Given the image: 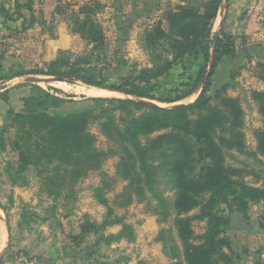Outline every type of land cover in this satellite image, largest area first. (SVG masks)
I'll return each instance as SVG.
<instances>
[{
	"label": "rangeland",
	"instance_id": "rangeland-1",
	"mask_svg": "<svg viewBox=\"0 0 264 264\" xmlns=\"http://www.w3.org/2000/svg\"><path fill=\"white\" fill-rule=\"evenodd\" d=\"M69 1H61V16L57 17V23L46 21L44 31H47V34H44V31L41 33L37 27L23 33L21 31L23 27L17 26L22 22L19 11L29 15L25 9L26 0H0V8L7 10L6 12L15 19L10 21L12 26H9L7 31L10 39L5 45L9 48L2 53L1 58L6 63V68H9V65L15 67L10 68V73L14 74L47 72L51 69L52 62L56 58L60 59L63 62L61 66L65 74L63 76H68V80L72 82L52 84L62 89L63 92L58 95L66 102L51 108L49 112H72L80 108L92 110L93 115L97 117H90L87 129L97 136L95 145L105 154L99 157L100 165L88 169L79 182L71 187L69 183L59 181L60 177L69 176L65 170L67 166L60 160L50 161L49 157L45 158L51 150L43 154L38 152L39 146L46 143L43 129L36 130L28 125L24 126L17 120L14 122L10 119L7 122V126L0 131L3 150L0 152V214L14 224L10 229L15 250H11L19 251L26 245L33 253L37 251L47 254L45 258L49 262L59 259L64 253L75 254L86 264H173L176 260L183 258L180 256L182 243L175 227L177 188L169 172L170 162L165 159L168 154L151 155L150 162L158 165V169L156 168L154 172L153 184L147 186L145 196L142 198H138L140 196L137 195V189H132L133 201L131 204L124 205L125 198L123 199L120 194L129 181L118 172L120 142L111 139L102 131L99 115L103 109H108L111 105L93 102L92 95L86 92L91 86L85 84L81 78L83 76L103 81L108 85H119L131 71L136 70L135 73H137L143 68L155 65L158 58L147 46L143 35L144 28L151 21L148 23L144 18L130 11L124 17H116L113 16L114 14L103 12L102 8L97 19L106 35L107 42L104 47L93 51L92 44H88L79 34L74 33V38L65 39L59 33L60 24L65 27L67 22L70 28L76 23V17L73 14L81 5L88 2ZM172 1L169 0L165 11L176 8L178 5L191 4L195 0H176L174 5ZM236 1L223 0L222 4L225 8L223 13L220 8L218 17L214 21L213 32L220 31L225 13L233 14L230 6ZM252 1L247 0L248 3L239 9L238 14L244 11L247 13L253 9L255 11ZM42 4L43 0H34L33 6L36 12ZM52 17L56 18L54 15ZM65 17H71V19L73 17V24L71 20H63ZM39 18V14L36 13L37 23L41 21ZM261 27V34L252 35L249 40L242 35L232 33L228 22L223 28L225 32L238 38L241 47L238 60H235L237 64L230 63L234 78L231 79L226 95L238 97L245 109L243 131L247 145L246 152L227 149L226 164L238 170L239 176L252 187L264 186V156L249 154L256 149L254 130L264 125V117L259 113L251 97L253 90L264 91V66H262L264 65V17L261 20ZM6 35L2 36L6 38ZM165 46L169 48L168 45ZM161 49L163 52L166 51L163 47ZM248 52L253 53L252 56L246 57ZM163 56L171 57L169 54ZM192 60L193 62L186 63L189 67L187 70L179 64L175 65L170 74L162 78L161 88L176 89L177 95H184L191 91L193 81H190L187 86L184 84L187 83L189 75L195 76L199 66L204 63L202 56ZM73 64H76L75 69L78 70L79 76L73 77L67 74ZM38 76L45 77V75ZM40 85L51 93H55L49 90L50 84L47 82H41ZM218 86L214 77L212 87L206 94L213 99L214 103L218 102L215 98L216 91L222 87L217 88ZM162 91L159 90V92ZM199 95L194 93L176 103H160L148 99H141V101H150L169 108L189 104ZM105 97L126 98L127 95L114 92ZM115 116L116 119L119 116L117 111ZM159 133L160 131H154L150 137H155ZM145 139L142 137L141 143H145ZM22 149L32 152V159L39 163L31 165L22 174H16L19 151ZM16 161L17 165H15ZM72 188L75 190V195L72 198H66ZM96 189H99L98 192ZM99 195L104 197V203ZM220 208L230 216L231 223L226 235L232 242L233 249L240 255V264H264V201L249 203L246 212L228 204H221ZM119 218H122L123 224L130 226L125 234H132V239L127 236L120 241L111 242L110 245L103 240L98 242L101 234L119 233L122 230L121 224L101 229L100 235L91 232L80 244L79 238L74 239L85 220L89 223L95 221L101 224L105 219ZM204 226L205 222L195 221L194 223L197 233L202 232ZM11 246H14V243ZM176 252L180 254L178 257L174 255ZM37 255L34 254L32 259H37Z\"/></svg>",
	"mask_w": 264,
	"mask_h": 264
},
{
	"label": "trees",
	"instance_id": "trees-1",
	"mask_svg": "<svg viewBox=\"0 0 264 264\" xmlns=\"http://www.w3.org/2000/svg\"><path fill=\"white\" fill-rule=\"evenodd\" d=\"M61 1L57 0L56 6V11L60 14ZM26 3L25 9L31 13L30 25L33 26L36 24L34 0H26ZM222 3L223 0H195L191 4L178 5L168 9L161 18L146 26L144 40L151 52H155L158 61L152 67L143 68L137 73L136 70L131 71L119 85H108L103 81L81 77L82 81L91 87L127 95L126 98H91L95 103L111 105L99 115L102 131L111 139L120 142L118 172L129 181L120 194L125 198L124 205L132 203V189H137V195L140 196L138 198H142L147 186L153 184L154 172L158 165L150 162L151 155L168 154L165 159L170 162L169 172L177 188L175 227L182 243V255L177 252L174 255L183 258L173 264H240V255L233 249L232 242L226 235L231 223L230 216L220 205L228 204L246 212L249 203L264 201V186H248L239 176L240 172L226 164L227 149L246 152L243 131L246 112L241 100L226 95L229 84L216 91L217 103L206 95L212 87L214 73L220 62L227 56H237L241 50L235 35L226 33L223 28L213 32L214 21ZM102 8L103 5L99 1L86 2L73 14L76 23L70 27L72 32L78 33L88 44H92L93 51L104 47L107 42L97 19ZM6 11L0 8V16L7 21L15 20ZM19 17L25 20V14L21 11ZM65 19L71 20L73 24V17ZM22 27L27 28L24 22ZM161 47L166 51L163 52ZM164 53L171 57H164ZM201 56L204 63L199 66L195 76L189 75L187 83L184 84L187 86L193 81L191 91L177 95L176 89L161 88L162 78L169 75L175 65L179 64L187 70L189 67L186 63H191L192 59ZM61 66L63 62L56 58L47 72L30 73L63 76L65 74ZM75 68L76 64L71 65L67 74L79 76ZM20 74L23 73H17ZM233 78L234 73H231V79ZM201 86L203 88L200 95L189 104L167 108L141 101L148 99L160 103H176L191 96ZM49 88L54 92L59 91L54 87ZM251 97L264 117V91L253 90ZM5 100L8 98L5 97ZM64 102V98L39 88V95L27 100L23 113L9 111V121L17 120L24 126L28 125L36 130L43 129L46 143L39 146V154L51 150L45 158L49 157L50 161L60 160L67 166L65 170L69 173L67 177H60L59 181L74 187L88 169L100 165L99 157L105 153L97 149V136L87 129L89 119L97 117L93 115L92 110L84 109L68 114L49 112L51 108ZM116 111L119 113L117 119ZM154 131L160 133L150 137ZM254 136L256 149L249 154L264 156V125L254 130ZM142 137L146 138L145 143H141ZM0 139L2 143V138ZM32 157V152L20 150L15 173L22 174L31 165L39 163ZM96 190L98 192L99 189ZM74 195L75 190L72 188L66 198H72ZM99 197L104 203V197ZM195 221L205 222L202 232H196ZM123 223L122 218L105 219L101 224L85 220L74 239L79 238L80 244L87 234H99L101 229L115 224H121L122 230L117 234H99L98 242L103 240L110 245L111 242L120 241L127 236L132 239V234H125L130 226Z\"/></svg>",
	"mask_w": 264,
	"mask_h": 264
},
{
	"label": "crops",
	"instance_id": "crops-1",
	"mask_svg": "<svg viewBox=\"0 0 264 264\" xmlns=\"http://www.w3.org/2000/svg\"><path fill=\"white\" fill-rule=\"evenodd\" d=\"M56 1L57 0H43V4L41 5V8H39L37 12H35V14L36 13L39 14L40 17L39 20H41L39 23L36 22V24H34L33 26L30 25V20L32 18H31V13L29 12V15H25V20L22 19V22L20 24L18 23L17 26L19 25L22 26L24 22L25 27L27 28L21 29L23 33L31 29H34L36 27L39 28L40 32L42 33L45 30L44 24H46V21L50 23L52 22L57 23L58 21L56 20L57 17L61 16V14L56 11V6H57ZM86 1H90V0H81V2H86ZM92 1H99L103 5V12L105 11L110 14H114L113 16L116 17L117 16L124 17L125 14H129L130 12L136 13L137 16H139L140 18H144L146 22L149 23L151 21L149 24H147V26L152 24L157 19L161 18L163 13L165 12V7L169 5V0H92ZM69 2H71V0ZM172 2H173L172 4L174 5L176 3V0H173ZM248 2L247 0H237L234 3H231L230 8L231 10H233V14H230V12L225 13L224 14L225 19L223 17L221 21L222 24L221 28H224V25L228 22L232 33H235L237 35H242L247 40L251 39L252 35L259 36L261 34V30H262L261 20L264 17L263 16L264 0L252 1L253 8L256 9L255 11L253 9L249 12L247 11V13L246 11H244L238 14L239 9L245 6ZM35 14H34V18H35ZM52 15L56 16V18L54 19ZM64 19L65 18H63V20ZM9 26H12L10 20L7 21L3 16H0V131L5 126H7V122H9L10 110L16 113H23L27 105V100L31 97H35L39 95V88L47 90L45 87H42L40 85L41 82L30 81V78L39 77L38 75H42V74H33L30 72H24L23 74L17 75L14 73H10V68H15V67H11V65H9L10 67L6 68L7 65L5 62H3L1 56L2 53L7 51L9 48L7 45H5L6 42L10 39L8 38L9 33H7ZM59 27H60L59 33H61V35H63L65 39L74 38V32L71 31L67 22L65 27H63L61 24L59 25ZM5 34H7L6 38L2 36ZM44 34H47V31H44ZM76 34L78 35V33ZM67 48L68 47H66V49ZM252 54L253 53L248 52L246 54V57L252 56ZM238 55L239 53L235 57L227 56L218 65L214 73L216 83H218L219 85L217 88H220L225 84L231 83V67H232L231 62L237 64L235 60H238ZM6 57L8 56L6 55ZM47 76H51V75H45V77ZM55 82L67 83V81L66 80L54 81L48 83L50 84L49 87H54L59 90L54 93L57 96H59L58 94L62 93L63 91L59 87H55L52 85ZM202 88L203 87L201 86L194 93L200 94ZM5 97L8 98L7 101L5 100ZM92 97H96V96L92 95ZM81 110L82 109L80 108L72 112L54 111V113L53 112L52 113L68 114V113L78 112ZM1 147L2 146L0 139V152H3ZM15 165H17V161L15 162ZM13 225L14 224L12 223L11 220H8L6 217L3 218V216L0 214V264H46V263L86 264L84 260H81V258L75 256V254L67 255L64 254L63 252H62L63 254H61L62 257H59V259L55 261L51 260L49 262V260L45 258L47 257V254L45 253L43 254L37 251H34L33 253L31 250H29L30 247L29 246L26 247V245L23 246V249L21 250L19 249V251L13 252L11 249L15 250V242H13L12 240V234L10 229L11 226ZM13 243L14 246H11ZM34 254H38L37 259L35 258L32 259V256H34ZM42 254L44 255L43 256L44 258L42 257Z\"/></svg>",
	"mask_w": 264,
	"mask_h": 264
},
{
	"label": "water",
	"instance_id": "water-1",
	"mask_svg": "<svg viewBox=\"0 0 264 264\" xmlns=\"http://www.w3.org/2000/svg\"><path fill=\"white\" fill-rule=\"evenodd\" d=\"M224 5L222 4L221 6V12L223 13L224 11ZM69 77L68 76H55V75H51V76H47V77H44V78H40V77H32L30 78V81H34V82H54V81H64V80H68ZM149 105H152V106H159L153 102H150V101H143Z\"/></svg>",
	"mask_w": 264,
	"mask_h": 264
},
{
	"label": "bare ground",
	"instance_id": "bare-ground-1",
	"mask_svg": "<svg viewBox=\"0 0 264 264\" xmlns=\"http://www.w3.org/2000/svg\"><path fill=\"white\" fill-rule=\"evenodd\" d=\"M86 92H88L89 94H91L93 96H99V97H105L111 93H114L113 91H110V90L99 89V88H95V87H89Z\"/></svg>",
	"mask_w": 264,
	"mask_h": 264
}]
</instances>
